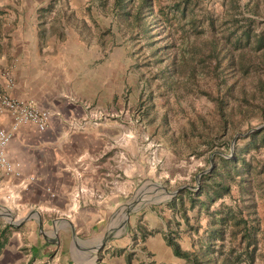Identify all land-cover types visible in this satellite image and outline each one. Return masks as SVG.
<instances>
[{"label":"crops","instance_id":"0c3cea01","mask_svg":"<svg viewBox=\"0 0 264 264\" xmlns=\"http://www.w3.org/2000/svg\"><path fill=\"white\" fill-rule=\"evenodd\" d=\"M59 3L0 0V94L56 114L44 131L20 126L6 148L21 173H0V264H178L163 236L165 205L128 219L143 174L137 165L130 175L123 141L114 145L123 126L95 123L93 105H111L113 93ZM9 123L0 105V129Z\"/></svg>","mask_w":264,"mask_h":264},{"label":"rangeland","instance_id":"374dc122","mask_svg":"<svg viewBox=\"0 0 264 264\" xmlns=\"http://www.w3.org/2000/svg\"><path fill=\"white\" fill-rule=\"evenodd\" d=\"M61 1L63 3H59V7H63L64 13L73 12L71 23L74 33L94 49L93 59L96 61L93 64L97 69L105 71V81L109 83L106 91L113 93L111 105H93L95 123L111 122L123 126L125 131L122 136L114 138V145L123 141V162L128 173L132 175L138 165L143 174L142 180H139L128 195L132 207L128 212V219H133L138 208L164 205L163 203L171 198L166 191H176L184 186L195 187L192 178L196 180L200 173L196 174L197 171L205 166L207 155H202L204 150H199L198 156L190 155L187 144L196 143L197 139L192 137L191 124L194 121L200 126L197 120L199 116L214 125L213 105L200 93L202 90H216V77L213 73L218 63L206 57L207 46L211 40L215 39L219 44L230 43L234 41L236 33L249 31V58L255 62V66L244 76V87L246 94L254 93L256 96L252 105L254 116L247 120L236 110L233 112L234 121L240 124L241 131L251 128L247 133L264 125L258 112L261 107L264 108V92L261 93L258 86L264 82V64L259 62L264 49H256L254 44L255 37L264 34V0H154L155 7L158 4L169 7L175 1H180L183 6L185 2L188 3L187 20L180 19V16L175 19L183 24L184 32L176 29L177 24L174 21L168 24L167 29L162 30V35L156 37L159 46L164 47L166 43L172 45V48L166 51L170 57L174 56L177 70L169 86L161 83V78L156 79L158 73L153 65L148 64L151 63L148 50L142 47V41L131 40L124 35L108 8L101 7L103 0H75L73 3L74 0ZM108 29H111V33L106 32ZM167 31L170 33L168 40L164 36ZM184 41H188L192 46H199L195 53L191 49L186 54L185 61L196 70V79L189 78L188 67L180 61L179 50L184 47ZM246 46L248 47V44ZM181 64L183 71L179 68ZM221 69L220 67L218 76ZM150 95L153 105L151 109L148 107ZM145 111L150 115L146 116ZM185 133L187 135L183 138ZM247 133H240V137ZM237 137L238 134L232 137L230 150L233 149ZM237 143L240 146L245 142L239 140ZM125 145L127 151L124 150ZM252 154H255L264 169V149ZM252 154L247 157L250 158ZM233 194L236 196V190ZM260 197L258 196L257 201V216L261 233L256 264H264V198ZM224 203L229 204L230 200L226 198ZM142 216L143 214L138 216V222L142 220ZM201 223L203 227L206 226V218L203 217ZM144 230L146 231L145 228ZM202 231L203 229L200 233ZM180 244L183 248L190 249L191 238L182 235ZM178 264L186 263L178 259Z\"/></svg>","mask_w":264,"mask_h":264},{"label":"trees","instance_id":"16d2710c","mask_svg":"<svg viewBox=\"0 0 264 264\" xmlns=\"http://www.w3.org/2000/svg\"><path fill=\"white\" fill-rule=\"evenodd\" d=\"M187 5L186 2L183 6L180 1H175L169 7H162L160 4L155 7L154 0H103L101 3V7L108 8L124 35L131 40L142 41V47L148 50L151 62L148 64L153 65L158 73L156 79L161 78V83L168 86L172 84L177 70L174 56L170 57L166 51L172 45L166 43L161 47L156 37L162 35V30L167 29L168 24L174 21L176 29L184 32L183 24L175 19L180 16V19L187 20ZM106 32L111 33V29ZM165 34L168 40L170 33L167 31ZM235 36L230 43L219 44L214 39L207 46L206 57L218 63L213 73L216 77V90H202L200 93L213 105L214 125L199 116L197 120L200 126L194 121L191 124L192 137L197 139L196 143L187 144L190 155L198 156V151L202 149V155H207L205 166L196 174L207 168L209 170L200 175L198 183L192 178L195 183L193 188L196 189L184 188L163 203L170 212V217L163 219L165 243L171 248L174 257L184 260L186 264H256L259 254L261 230L257 201L258 196L264 198V169L252 153L264 149V128L247 133L251 128L241 131L240 124L234 121L233 112L236 110L247 120L251 119L254 116L253 101H256L255 94H246L244 87V76L255 66L248 51L251 35L249 31L243 30ZM254 44L256 49H264V34L256 36ZM183 46L179 50L180 61L188 67L189 78L196 79V70L185 61L186 54L191 49L195 53L199 46H192L188 41H184ZM259 62L264 64V52L259 57ZM182 64L179 66L180 70ZM220 67L222 71L218 76ZM258 86L263 93L264 82ZM151 96L148 98L150 109L153 108ZM258 112L264 123V108L261 107ZM145 113L146 116L150 115L146 111ZM243 132L247 135L240 137ZM236 134L239 137L230 150L232 137ZM186 135L185 133L182 137ZM239 140L245 143L239 146ZM250 153L252 155L248 158ZM234 190L237 192L236 196L233 194ZM226 198L230 200L229 204L224 203ZM203 217L206 218L204 227L201 223ZM6 232L7 228L4 229V234ZM140 232L142 238L151 234L142 228ZM182 235L191 238L190 249L182 248Z\"/></svg>","mask_w":264,"mask_h":264},{"label":"built area","instance_id":"2783aa9c","mask_svg":"<svg viewBox=\"0 0 264 264\" xmlns=\"http://www.w3.org/2000/svg\"><path fill=\"white\" fill-rule=\"evenodd\" d=\"M12 85V79L8 77L7 88H12ZM0 105L10 114L9 127L0 129V173L20 177V165L11 162L6 154V148L12 139L13 133L22 125H32L39 131H44L56 114L47 109L35 107L31 102L24 103L5 94H0ZM32 180L29 179L27 182ZM27 182L23 181L24 188L28 187ZM80 193L78 192L75 197H79Z\"/></svg>","mask_w":264,"mask_h":264},{"label":"water","instance_id":"95a60500","mask_svg":"<svg viewBox=\"0 0 264 264\" xmlns=\"http://www.w3.org/2000/svg\"><path fill=\"white\" fill-rule=\"evenodd\" d=\"M263 127H264V125H262L261 127L255 129V130H259V129L263 128ZM255 130H254V131H255ZM208 170H209V169H208ZM208 170H205V171H203V172H200V173L197 175V177H196V182H197V183H198V181H199V177H200V175H201L202 173H205V172L208 171ZM184 188H192V187L184 186V187H181V188L177 189L176 191H172V192H170V191H166V194H167L168 196H170V197H173V196H175L180 190H182V189H184ZM192 189H195V188H192Z\"/></svg>","mask_w":264,"mask_h":264}]
</instances>
